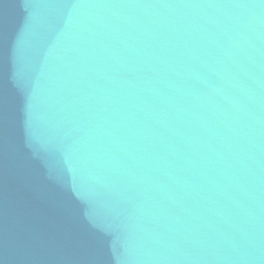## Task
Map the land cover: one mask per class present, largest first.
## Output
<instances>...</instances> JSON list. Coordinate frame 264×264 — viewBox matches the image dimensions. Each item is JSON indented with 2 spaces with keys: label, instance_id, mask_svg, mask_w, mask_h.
<instances>
[{
  "label": "water",
  "instance_id": "water-1",
  "mask_svg": "<svg viewBox=\"0 0 264 264\" xmlns=\"http://www.w3.org/2000/svg\"><path fill=\"white\" fill-rule=\"evenodd\" d=\"M0 264H264V0H0Z\"/></svg>",
  "mask_w": 264,
  "mask_h": 264
}]
</instances>
